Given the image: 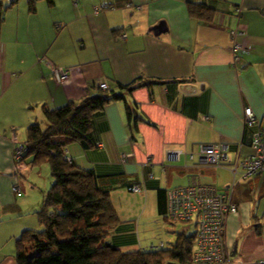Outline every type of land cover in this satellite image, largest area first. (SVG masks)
Instances as JSON below:
<instances>
[{"label":"crops","instance_id":"crops-1","mask_svg":"<svg viewBox=\"0 0 264 264\" xmlns=\"http://www.w3.org/2000/svg\"><path fill=\"white\" fill-rule=\"evenodd\" d=\"M53 2L16 0L0 27V264H16L17 239L40 228L36 212L44 194H36V184H22L31 166L15 171V152L29 126L44 120V108L98 94L100 82L125 100L93 117L95 147L71 144L68 152L111 194L120 220L111 244L135 249L134 220L149 208L164 216L170 189L201 184L222 191L235 182L239 209L227 220V244L236 264L264 260V174L235 177L227 168L196 167L184 154L179 161L167 154H196L202 144L219 143L229 146L231 160L251 154L246 107L264 128V0ZM192 5L209 11L193 14ZM162 22L165 32L156 35L153 28ZM235 43L241 50L234 51ZM54 67L70 71L66 83L56 81ZM137 80L151 82L131 92L121 88ZM127 106L143 119L134 129Z\"/></svg>","mask_w":264,"mask_h":264},{"label":"trees","instance_id":"trees-1","mask_svg":"<svg viewBox=\"0 0 264 264\" xmlns=\"http://www.w3.org/2000/svg\"><path fill=\"white\" fill-rule=\"evenodd\" d=\"M15 2L7 5L5 0H0V27ZM30 10L35 11L34 2ZM191 10L199 16L209 11L204 5H192ZM150 82L137 80L121 88L131 92ZM116 100L125 97L102 90L57 109L44 108V120L29 126L22 162L27 168L48 165L53 183L36 212L41 229L26 230L16 241V264H162L166 258L186 264L190 260L196 242L195 230L190 235L179 234L172 251L125 252L107 242L120 222L111 194L101 188L94 171L72 160L68 147L71 144H79L85 150L95 147L93 117ZM127 113L129 121L134 120L131 126L134 129L137 120L143 119L129 106ZM163 207L161 204V213L167 217L168 203L166 209Z\"/></svg>","mask_w":264,"mask_h":264},{"label":"built area","instance_id":"built-area-1","mask_svg":"<svg viewBox=\"0 0 264 264\" xmlns=\"http://www.w3.org/2000/svg\"><path fill=\"white\" fill-rule=\"evenodd\" d=\"M238 14L240 9L237 10ZM239 34L233 30L235 38ZM126 38V35H122ZM235 52L241 50L240 45H233ZM238 60L235 56L234 61ZM58 83L64 84L69 80L70 71L60 67L52 69ZM101 90H107L105 82H100ZM244 123L247 128H253L251 141V154L242 156L240 152L234 160L229 158V146L225 143L202 144L199 151L194 154L180 150L169 151L170 159L179 161L184 154L192 166H213L215 168H227L237 177L248 178L264 174V128L253 112L252 108L244 110ZM99 147H103L98 143ZM25 153L24 145L15 152V171L20 172L27 168L22 162ZM128 156H123L121 162H126ZM235 182L225 190H218L213 186L190 184L177 187L168 191V213L167 217L174 222L190 223L196 232V242L190 260L186 264H236L233 259V252L230 250L225 230L230 215L238 212V205L233 202L232 193ZM16 194H21V188L14 186ZM131 192L143 191L140 186L130 188ZM161 249L165 247L162 243ZM253 264H264V260L256 261Z\"/></svg>","mask_w":264,"mask_h":264},{"label":"rangeland","instance_id":"rangeland-1","mask_svg":"<svg viewBox=\"0 0 264 264\" xmlns=\"http://www.w3.org/2000/svg\"><path fill=\"white\" fill-rule=\"evenodd\" d=\"M31 170H33L32 178L27 179ZM22 173L24 175L23 177L25 178L22 180V184L26 185V187H34L36 184L38 187V190L36 191L37 195H45L53 183L50 167L48 165H43L41 167H30V169L28 168L27 171ZM132 229L134 230L137 247L135 249L132 247L122 249L125 252L139 250L151 252L154 250H161L159 247H161L160 245L162 243L165 245L162 250L172 251L175 249V243L178 235L181 233L190 235L193 233L194 226L190 223L171 221L168 217L160 216L157 214V211L149 208L145 211L144 216L141 215V218L134 220ZM111 236L112 234L110 235V238L107 239V242L109 243H112ZM162 264L181 263L175 259L166 258Z\"/></svg>","mask_w":264,"mask_h":264},{"label":"water","instance_id":"water-1","mask_svg":"<svg viewBox=\"0 0 264 264\" xmlns=\"http://www.w3.org/2000/svg\"><path fill=\"white\" fill-rule=\"evenodd\" d=\"M164 27V23H160L159 25H157L156 27L153 28L154 32L156 35H159L163 32H165V28Z\"/></svg>","mask_w":264,"mask_h":264}]
</instances>
